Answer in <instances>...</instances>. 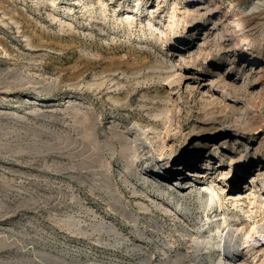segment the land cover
I'll use <instances>...</instances> for the list:
<instances>
[{"label": "rangeland", "instance_id": "rangeland-1", "mask_svg": "<svg viewBox=\"0 0 264 264\" xmlns=\"http://www.w3.org/2000/svg\"><path fill=\"white\" fill-rule=\"evenodd\" d=\"M164 180L264 264V0H0V264H190Z\"/></svg>", "mask_w": 264, "mask_h": 264}, {"label": "bare ground", "instance_id": "bare-ground-1", "mask_svg": "<svg viewBox=\"0 0 264 264\" xmlns=\"http://www.w3.org/2000/svg\"><path fill=\"white\" fill-rule=\"evenodd\" d=\"M128 16L125 18H130ZM149 26L155 32L158 31L162 40L170 39L172 36H178V33L175 32L178 30L177 24L161 25V23L157 24L156 22L150 20ZM177 62L179 63L180 61ZM129 129L133 135L134 162H138V164L142 166L140 159L145 150V141L139 137L140 134L136 127H131ZM229 172L226 173L225 171L223 172L220 170L219 179H225L229 176ZM202 174L203 173L195 176L196 178L204 179L205 176ZM163 183L170 186V189L173 188L170 192L168 190H164L163 197H169L170 204L176 202L177 207L180 208V210L189 211V213L192 212V210H190L182 201L183 197L181 195H176L175 192L179 193L180 190L186 188L190 193H196L199 200H202V208H200L201 210L196 214V221L191 224V221L187 218L186 226L189 230H192L189 231V233L191 234L190 241L193 244V247H191L189 252L186 254V258L189 260L190 264H232V262H235L241 254V250L237 249L235 246L238 234L235 231L233 232L231 229L233 227L230 228L231 225L228 222L229 219L227 215L223 213L221 208L216 206V199H219L216 191L212 189V187H207L206 185L197 186V184H194L193 182H172V180H164ZM237 191L238 190L236 189H231V195ZM250 196H253L255 201L257 196H260V194H258L255 190L251 192ZM170 214L174 213L171 212ZM177 215L182 219V215H180L178 211ZM263 232L262 228L254 227L252 229L243 242V246L246 251L252 250L254 244L259 241L256 238L257 236L264 238ZM227 241H230L231 245H228ZM214 246L217 250L211 249ZM167 249H170V247ZM216 251L218 252L217 254L215 253Z\"/></svg>", "mask_w": 264, "mask_h": 264}]
</instances>
